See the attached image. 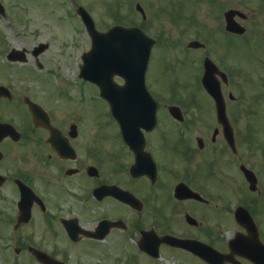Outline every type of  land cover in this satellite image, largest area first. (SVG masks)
<instances>
[{
	"label": "flooded vegetation",
	"instance_id": "obj_1",
	"mask_svg": "<svg viewBox=\"0 0 264 264\" xmlns=\"http://www.w3.org/2000/svg\"><path fill=\"white\" fill-rule=\"evenodd\" d=\"M14 3L0 0V18ZM97 5L94 19L139 23L157 41L145 79L156 125L142 132L134 169L135 152L97 86L28 76L43 69L50 43L34 55L40 32H24L30 40L17 49L26 61L9 63L0 77V264H264V147L244 153L241 123L264 115V0ZM245 50L254 69L238 62ZM206 64L221 88L226 129L202 87ZM167 70L177 88L164 92ZM191 84L206 100L184 93ZM131 139L138 147L139 137ZM243 166L257 179L251 234L235 217L246 203Z\"/></svg>",
	"mask_w": 264,
	"mask_h": 264
},
{
	"label": "rangeland",
	"instance_id": "obj_2",
	"mask_svg": "<svg viewBox=\"0 0 264 264\" xmlns=\"http://www.w3.org/2000/svg\"><path fill=\"white\" fill-rule=\"evenodd\" d=\"M62 1L64 4L61 0H16V3L9 5V19H0V47L3 46L2 37H4L6 45H13L15 42L13 38L15 33L16 47L25 45L22 43L23 40H30V38H21L23 34L19 33V31H39L40 37L34 38L36 42L40 40H49L51 42V48L42 55V61L44 62L43 69L37 71L38 74L36 75L31 74V77L46 78L49 80L67 78L71 81L76 76L81 61L80 56L82 50L88 48L89 39L83 25L75 16L70 18L66 15L73 13L72 9H75L77 4L83 5V3L92 6L91 8L94 11H98L99 6L97 4L103 2V0H77L79 2L77 4H72L70 2L66 3L64 0ZM73 1L74 0H72V2ZM66 10L68 11L66 12ZM96 23L99 25L100 29L113 24L108 17L98 19ZM74 44H76V46H73ZM256 46L257 44L255 43L253 47L256 48ZM259 50L264 53L262 48ZM240 55L242 60H238V62L251 66L254 69L255 60L249 51L245 50L241 52ZM6 67V60L0 52V77L4 76ZM250 71L252 72V70ZM50 72H52L53 75H50ZM185 72L188 75L190 74L188 69H185ZM151 75H153V72ZM173 78L174 77H171L170 74L167 75L165 73L164 78L162 77V85L156 84L155 87L158 89L160 86L164 92L172 91L174 86ZM191 85L192 87L190 88L189 86L187 92H184V88H182L180 93L196 94L202 96V100H206L203 96L206 94L202 89L196 84ZM246 87L251 88V86L248 85ZM257 90L258 93H264L259 87H257ZM241 123L244 129L249 133L248 140L245 142L243 150L249 157L254 151H259L260 147L256 146L258 143L264 147V115L244 117L241 119ZM247 161L251 162L252 160L249 158Z\"/></svg>",
	"mask_w": 264,
	"mask_h": 264
},
{
	"label": "water",
	"instance_id": "obj_3",
	"mask_svg": "<svg viewBox=\"0 0 264 264\" xmlns=\"http://www.w3.org/2000/svg\"><path fill=\"white\" fill-rule=\"evenodd\" d=\"M84 23L86 24L87 30L93 37V47L92 50L84 56V66L82 68L81 74L84 78L94 81L97 80V75L95 76L94 72L98 74V71H100L101 74L105 75L102 83L105 79L106 88L104 89L102 94L109 102L113 115L117 118L122 132L125 133L126 141H130V135L134 133L135 130H138L139 127L148 128L149 118H151L152 116L154 117L153 108L150 107L149 109H146L136 107L134 106V100L127 101V103H124V106H119V99L117 97L118 90L115 87L109 85V83L113 74H118V72L123 71V69L125 68L124 65H126V62H128L126 61L128 59V56H131L130 59L133 56H139V49L142 48V43H144L147 39L142 34V32L136 28L126 29L122 27H113L106 34H97L94 33L93 24L88 18H85ZM130 47H132L133 49L131 53L129 52ZM132 62L134 63L137 61ZM102 83H100V85ZM108 85L110 86V88L107 89ZM211 85L212 84L207 80L206 87H210L211 89H213ZM133 89V86H131L130 88H127L123 93H132L135 95ZM119 94L122 93L119 92ZM214 96L216 97V95ZM215 100L219 101V98L217 99L216 97ZM141 110H143L145 113L140 114ZM135 120L140 121L138 123ZM246 175L248 180L251 181V176L249 174ZM251 188H253L252 185Z\"/></svg>",
	"mask_w": 264,
	"mask_h": 264
}]
</instances>
